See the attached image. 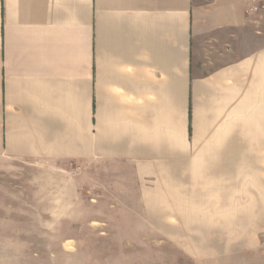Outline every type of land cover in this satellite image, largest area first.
<instances>
[{
	"label": "crops",
	"instance_id": "1",
	"mask_svg": "<svg viewBox=\"0 0 264 264\" xmlns=\"http://www.w3.org/2000/svg\"><path fill=\"white\" fill-rule=\"evenodd\" d=\"M247 6L0 0V215L27 214L12 201L31 177L44 194L77 171L91 201L107 178L181 206L264 201V20ZM256 247L235 264H264Z\"/></svg>",
	"mask_w": 264,
	"mask_h": 264
},
{
	"label": "rangeland",
	"instance_id": "2",
	"mask_svg": "<svg viewBox=\"0 0 264 264\" xmlns=\"http://www.w3.org/2000/svg\"><path fill=\"white\" fill-rule=\"evenodd\" d=\"M259 6L253 15L262 21L264 0ZM255 170L264 179V167ZM77 172L68 183L61 172L47 173L44 194L31 177L23 205L12 201L27 214L0 215V264H235L253 245L264 251V214L245 213L263 208L262 200H238L231 209L230 201L196 192L208 198L181 206L139 199L130 184L107 178L104 189L95 183L91 201Z\"/></svg>",
	"mask_w": 264,
	"mask_h": 264
},
{
	"label": "built area",
	"instance_id": "3",
	"mask_svg": "<svg viewBox=\"0 0 264 264\" xmlns=\"http://www.w3.org/2000/svg\"><path fill=\"white\" fill-rule=\"evenodd\" d=\"M260 0H248L247 14H255L260 8Z\"/></svg>",
	"mask_w": 264,
	"mask_h": 264
}]
</instances>
